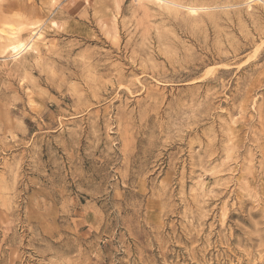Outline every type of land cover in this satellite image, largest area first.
<instances>
[{"label":"rangeland","instance_id":"rangeland-1","mask_svg":"<svg viewBox=\"0 0 264 264\" xmlns=\"http://www.w3.org/2000/svg\"><path fill=\"white\" fill-rule=\"evenodd\" d=\"M170 1L0 0V264H264V0Z\"/></svg>","mask_w":264,"mask_h":264},{"label":"bare ground","instance_id":"bare-ground-1","mask_svg":"<svg viewBox=\"0 0 264 264\" xmlns=\"http://www.w3.org/2000/svg\"><path fill=\"white\" fill-rule=\"evenodd\" d=\"M148 1L156 2V3H159V4H163V5H165V4L174 5V3L172 1H170V0H148ZM250 1L252 2V0H250ZM185 8L191 14H197V12H199V10L205 9V7H200V6H197V5L196 6L188 5V6H185ZM35 28L36 27H34L33 28L34 31L31 32L30 39H28L26 42L24 40H22L21 38H19L18 36L15 37L11 41V43L9 44V50L11 51V56L12 57L15 58V57L19 56L23 51L27 50L28 48H31V40L33 39L34 35H36L37 32H38V31H35Z\"/></svg>","mask_w":264,"mask_h":264}]
</instances>
